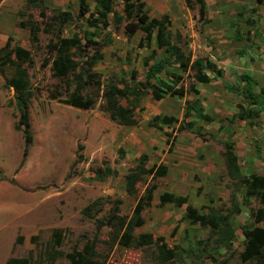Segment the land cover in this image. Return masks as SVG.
<instances>
[{
	"label": "rangeland",
	"instance_id": "1",
	"mask_svg": "<svg viewBox=\"0 0 264 264\" xmlns=\"http://www.w3.org/2000/svg\"><path fill=\"white\" fill-rule=\"evenodd\" d=\"M77 1L79 5V0H45L38 6L27 0L0 1V47L11 36V45H20L29 52L22 66L27 70L33 92L28 103L32 138L22 161L24 140L22 131L14 127L19 114L13 90L0 76V264L12 257L27 258L29 264H69L66 253L73 250L84 253L87 246H93V258L104 264H248L252 260L241 259L242 228L254 224L250 210L259 208L264 212V200L260 201L258 195L247 197L241 181L228 175L223 154L226 142L234 141L241 166L264 176V112L257 118L241 117L238 106L245 105L244 99L228 89L240 82L239 75L245 72L244 61L237 64L230 61L238 50L246 52L244 60L251 65L255 90L264 86V4L244 0L240 12L252 18L253 25L237 17L238 6L227 0L226 9L216 12L212 9L211 17L207 13L205 19L199 17L197 5L186 6L184 0L160 1L164 6L159 9L155 3L145 5L150 16H169L172 42L178 43L189 58L188 63L166 65L158 74V78L174 88H183L184 93L181 98L167 94L155 100L147 87L133 111L137 124L122 126L101 108L105 82L121 78L129 81L134 70L141 82L137 86L142 88L148 66L163 59L166 53L153 42L143 46L139 42L143 36L140 31L126 38L120 25L114 29L112 14L108 15L107 27L100 23L89 27L86 15L61 27L54 14L61 10L77 14ZM88 1L92 11L95 0ZM123 5L124 1L113 0V10L121 12ZM227 19L247 38V50L241 41L216 45L218 22L227 23ZM19 20L39 25L36 43L30 41L28 28L18 27ZM177 31L180 39L175 37ZM113 32L120 38L111 37ZM74 33L81 36L86 33L96 40V45L102 46V58L92 67L99 79L87 87L96 103L86 110L61 101L73 89V75L57 79L50 69L53 54L48 43L58 36L69 37ZM216 48L222 54L219 59L212 56L218 53ZM93 53V48L85 50L87 60ZM28 57L31 64L27 63ZM197 58L214 63L223 76L215 75L209 83L197 82L190 68ZM44 59L48 64L42 65ZM81 65L87 67L85 62ZM166 70L180 77L176 81ZM12 73L5 70L7 77ZM151 82L158 84L155 80ZM54 93L56 99L51 98ZM121 103L130 108L127 100L121 99ZM194 103H199L204 113L213 118L211 123L205 124L195 117L190 109ZM158 114L174 116L177 122L161 124L159 129L152 125L153 116ZM189 120H196L193 128L201 125L204 137L177 129ZM258 147L260 153L256 152ZM142 154H145V167L165 164L169 172L164 176H153L154 170L145 173L136 183L135 192L128 194L124 175ZM106 167L114 173L104 171ZM206 168L211 171L207 173ZM97 170L104 171L103 177H97ZM151 184L155 188L151 200L146 201L144 192ZM164 191L186 196L187 203L161 204L159 195ZM187 204L207 218L218 214L221 225L231 222L233 217L235 236L231 243L220 241L221 227L187 219L184 216ZM136 205L141 206L143 224L134 229L133 238L140 233L150 234L154 240L162 237L173 252L169 261L159 259V241L147 244L135 241L130 246L120 243L123 229L117 230L118 218H129ZM237 205L240 212L233 215ZM54 233L60 236L58 243Z\"/></svg>",
	"mask_w": 264,
	"mask_h": 264
},
{
	"label": "trees",
	"instance_id": "2",
	"mask_svg": "<svg viewBox=\"0 0 264 264\" xmlns=\"http://www.w3.org/2000/svg\"><path fill=\"white\" fill-rule=\"evenodd\" d=\"M1 1V0H0ZM29 4L38 6L42 5L44 0H27ZM124 5L122 11L118 12L113 10V0H95L94 8L89 11V6L85 0H79V11L77 14H73L70 11H57L54 14V19L59 23L61 27L67 24L69 21H74L76 18H82L85 15V21L89 27H96L99 23L103 27L109 25L108 15H113L114 29H119V25L123 24V32L126 37H132L137 31L143 33L140 43L143 42V46H149L152 42L156 48H162L166 53L163 59L157 63H152L148 66V62L145 65L148 66L145 74L146 82L142 83V88L137 86L141 82L136 78V72L132 70L130 73V80L121 78L119 81L107 80L103 86L102 96L104 99L101 108L105 111L109 118L122 126H133L137 124V120L133 116V111L136 107L137 102L147 92V87L151 89V96L155 100H159L167 94L182 97L184 90L183 88H174V85H170L165 80L158 78V74L168 64L188 63L189 58L186 55L184 49L178 43L172 42V34L170 32V19L167 14H161L160 16H150L144 9L145 3L142 0H136L135 4L131 0H122ZM186 6L197 5V11L200 18L205 19L207 16V7L205 0H184ZM256 5H261L264 0H255ZM255 9V8H252ZM21 14V13H20ZM237 17H242L241 12H237ZM244 22L247 24H254V20L250 17H242ZM19 28H28L29 38L32 43H36L38 40L37 33L40 31V27L36 22L29 20H19L17 22ZM236 39H241V33L238 29L235 30ZM92 34V33H90ZM81 36L79 33H74L69 37L58 36L54 42L50 41L48 46L50 52L53 54L51 58V74L57 79H61L67 75L72 74L73 89L71 92H67V98L61 101L69 106L79 109H90L95 106L96 99L92 92H89L87 87L91 82L99 77L97 72L92 71V67L102 58L100 44L96 45V40H92L88 34ZM181 34L177 31L175 37L180 39ZM12 38L7 36L5 43L0 47V76L4 79V84L7 87L12 88L14 104L18 110V120L14 125L16 130H21L24 140V148L22 153V161H24L27 155L28 146L31 143V133L29 114H28V103L32 96V88L29 82L27 70L22 66L24 56L28 55V51L23 49L20 45H11ZM110 41V39L108 40ZM106 41V42H108ZM107 45V43H105ZM93 48L94 53L90 56L89 60L85 53L86 49ZM84 58H86L84 60ZM48 60L44 59L42 65L48 64ZM86 64L87 67L81 65ZM27 63L31 64L32 61L28 57ZM190 68L193 71L195 80L199 83H209L214 77L221 76V70L215 66L214 63L204 58H197L194 60ZM9 69L13 71L10 77H7L5 70ZM207 70L214 72L213 76L208 74ZM169 76L178 80L180 76L174 72L167 71ZM99 79V78H98ZM96 79V81H98ZM240 82L235 86H229L228 89L242 96L244 99V106L239 105L241 117L257 118L260 113L264 112V86H259L258 90H255L256 81L255 79L247 74L242 73L239 75ZM155 80L158 84L151 82ZM174 81V80H173ZM136 82V83H135ZM146 86V87H145ZM56 99V93L51 96ZM121 99L127 100L125 106L121 103ZM195 117L202 120L203 123L209 124L213 118L203 112L202 107L198 103H194L190 106ZM188 112V110H187ZM189 113V112H188ZM187 115L184 116V121ZM232 120L230 119V122ZM177 122V118L171 115H155L152 118V125L161 129V124H171ZM196 120H189L180 124L178 130H190L196 135L204 137L201 125H197L193 128ZM223 122V119L221 120ZM252 125V122H249ZM233 141H227L224 150L225 165L227 173L230 177L238 179L241 184L245 187V193L247 197L253 195L260 196V201L264 200V176L257 175L256 173H249L245 175L238 166V159L233 151ZM145 154H142L137 164L132 167L124 175V187L128 194L135 192L136 183L140 177L145 173H152L153 176H164L167 173V166L159 164L155 168H147L144 163ZM104 171L109 174L114 173L110 168L106 167ZM104 171L97 170V177H103ZM155 188L154 184H151L145 189L146 201H150L152 198V191ZM187 197L182 195L173 194L169 191H164L159 195V202L161 204L172 203V204H185L187 203ZM87 210V209H86ZM84 212H87V211ZM240 212L239 206L237 205L234 209L233 215ZM250 215L253 219V225H244L242 232L244 235V249L241 253V259L243 261H251L248 264H264V212L261 209L250 210ZM187 219L199 222L200 224H209L212 227L220 228V241L222 244H227L235 236V228L233 226V220L228 223L221 225L218 214L213 213L207 218L204 214L199 213L190 204H187L186 213L184 215ZM100 225L102 222L99 221ZM256 223V225H255ZM262 223L261 225H257ZM143 224V217L141 216V206L136 205L133 209L131 216L127 219L125 217L118 218L117 230L123 229L122 235L120 236V243L125 246L132 245L135 241L138 244H147L153 241H159L158 244V255L162 261H169L172 258V250L166 247V244L162 241V237H157L156 240L152 238L150 234L140 233L136 239L133 238V231L136 227ZM99 226V225H98ZM59 234L54 233L55 242H59ZM19 239V238H18ZM228 239V240H227ZM95 252L93 246H87L86 252L73 250L66 253V258L69 260V264H104V261H99L93 258ZM4 264H29L27 258H9Z\"/></svg>",
	"mask_w": 264,
	"mask_h": 264
},
{
	"label": "crops",
	"instance_id": "3",
	"mask_svg": "<svg viewBox=\"0 0 264 264\" xmlns=\"http://www.w3.org/2000/svg\"><path fill=\"white\" fill-rule=\"evenodd\" d=\"M2 1V0H1ZM45 1V0H44ZM86 2H89L88 0H85ZM145 2H146V6H150V5H152V3H155V7L157 8V9H159V8H163V6H164V4H163V2H160V1H164V0H144ZM206 1V7H207V13H208V15H209V17H211V15H210V12L212 11V9L216 12V11H221V10H224V9H226L227 8V6L226 5H224V1L225 0H205ZM227 1H230L232 4H233V6L234 7H237L238 6V10H239V12L241 11L240 10V8L241 7H243V6H245V2H244V0H227ZM95 2V1H94ZM56 3H59V2H56ZM229 3V2H228ZM264 3H262L261 5H263ZM77 6H79L78 5V1H77ZM60 8V7H59ZM79 8V7H78ZM215 8V9H214ZM218 8V9H217ZM61 9V8H60ZM217 9V10H216ZM238 10H235V11H237L238 12ZM236 12V13H237ZM242 13V12H241ZM237 15V14H236ZM242 17H244L243 16V13H242ZM241 17V18H242ZM213 19V18H212ZM231 19H233V17L231 18ZM243 19V18H242ZM208 20H209V18H208ZM231 23H234V21L233 22H231ZM218 25H219V27H217V35H216V45L218 46V44L217 43H223V42H230V41H235V42H244V49H248L249 47H247V46H245V44H246V42L245 41H248L247 40V38H243V33L238 29V28H233L231 25H230V19H227V23H226V21L224 22L223 20H221V21H219L218 22ZM121 26V30H122V33L124 34V32H123V24H121L120 25ZM235 26V25H234ZM20 29H22V28H20ZM236 29H238V31H239V33L241 32V36H242V38L241 39H236V37H235V35H236V33H235V30ZM137 33V32H136ZM135 33V34H136ZM122 36V35H121ZM124 36L126 37V35L124 34ZM134 36V35H133ZM111 37H116L117 39L118 38H120V35L118 34V35H115V33L113 32L112 33V36ZM127 38V37H126ZM218 38V39H217ZM126 40V39H125ZM234 47H235V45H234ZM234 49V48H233ZM241 49H243V48H241ZM216 50L218 51V53L216 52V53H213L212 54V56L213 57H221L222 56V54L219 52V48H216ZM245 54H246V52H244V51H241V50H238V52L236 53V52H234L232 55H231V57H232V59H230V61H234L235 62V64H237V63H241V62H239V61H244V67H245V72L244 73H248L249 75H251L250 73H252L251 71H250V67H251V65H250V63L248 62V61H245L244 60V58H245ZM242 55H243V57H242ZM230 58V57H229ZM219 59V58H218ZM222 61V60H221ZM246 65V66H245ZM236 67V66H235ZM247 68V69H246ZM222 76H223V74H222ZM236 85V84H235ZM167 96V95H166ZM163 98H165V96L164 97H162L161 99H163ZM177 98H181V97H177ZM161 99H159V100H161ZM204 112V111H203ZM208 137V136H207ZM205 142H207L206 140H205ZM234 142V141H233ZM195 143V142H194ZM239 143H242L244 146H245V144L243 143V142H239ZM201 147H203V146H201ZM233 151H234V153H235V155L237 156V159H238V166L240 167V170L242 171V172H244V174H249V173H254V171H249V170H247V168H244L243 166H241V164H240V162H239V151L237 150L236 151V149H235V142H234V145H233ZM239 148V147H238ZM260 148L258 147L257 148V153H260ZM250 152V151H249ZM253 156H255V155H253ZM252 157V156H251ZM244 161V160H243ZM165 165V164H164ZM196 166V165H195ZM208 171H207V173L208 172H210L211 171V168H206ZM167 172H169L168 171V167H167Z\"/></svg>",
	"mask_w": 264,
	"mask_h": 264
}]
</instances>
